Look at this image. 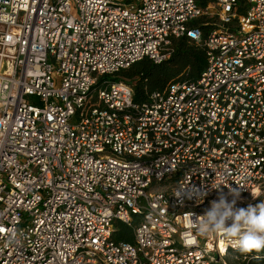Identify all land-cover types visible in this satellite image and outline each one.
Segmentation results:
<instances>
[{"label":"built area","instance_id":"1","mask_svg":"<svg viewBox=\"0 0 264 264\" xmlns=\"http://www.w3.org/2000/svg\"><path fill=\"white\" fill-rule=\"evenodd\" d=\"M181 38L198 80H112ZM229 186L264 201V0L0 2V264H228L195 224Z\"/></svg>","mask_w":264,"mask_h":264},{"label":"trees","instance_id":"2","mask_svg":"<svg viewBox=\"0 0 264 264\" xmlns=\"http://www.w3.org/2000/svg\"><path fill=\"white\" fill-rule=\"evenodd\" d=\"M201 27L204 34L209 32L208 26L201 24ZM206 66V51L186 38H181L174 42V52L171 58L162 65H156L151 60L144 59L121 71L112 80L129 85L135 81L133 84L134 101L144 104L152 93L164 90L171 82L198 80ZM115 226L120 230L119 241H133L132 229L121 222H117ZM229 252L236 255V260L226 256L228 264H264V250L250 253L233 252L232 250Z\"/></svg>","mask_w":264,"mask_h":264},{"label":"clouds","instance_id":"3","mask_svg":"<svg viewBox=\"0 0 264 264\" xmlns=\"http://www.w3.org/2000/svg\"><path fill=\"white\" fill-rule=\"evenodd\" d=\"M193 191L196 192L195 189ZM196 195L201 201L207 192H196ZM228 195L233 199L229 200ZM228 195L221 191L218 199L210 202V207L199 215L200 219L195 224L196 232L200 236L220 234L226 239L234 240L242 253L264 250V201L255 205L249 204L246 208H237L238 189L229 186ZM15 242V234H10L8 243Z\"/></svg>","mask_w":264,"mask_h":264},{"label":"rangeland","instance_id":"4","mask_svg":"<svg viewBox=\"0 0 264 264\" xmlns=\"http://www.w3.org/2000/svg\"><path fill=\"white\" fill-rule=\"evenodd\" d=\"M135 83V81L132 83V86L133 84ZM29 101H31L32 103H36L37 100H35L34 98H29ZM218 197L214 200H217ZM229 200H232L233 197H228ZM261 202V198L259 197L257 200H254L251 196H246V197H238L236 198V207L237 208H246L249 204H252V205H255L257 203H260ZM210 207V204L207 205L206 209H208ZM205 209V210H206ZM227 254V257H229L230 259L232 260H236V255L234 253H230L229 251L226 252ZM214 257H217V253L215 252L213 254Z\"/></svg>","mask_w":264,"mask_h":264},{"label":"water","instance_id":"5","mask_svg":"<svg viewBox=\"0 0 264 264\" xmlns=\"http://www.w3.org/2000/svg\"><path fill=\"white\" fill-rule=\"evenodd\" d=\"M0 2L9 3V0H0Z\"/></svg>","mask_w":264,"mask_h":264}]
</instances>
